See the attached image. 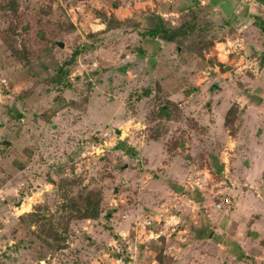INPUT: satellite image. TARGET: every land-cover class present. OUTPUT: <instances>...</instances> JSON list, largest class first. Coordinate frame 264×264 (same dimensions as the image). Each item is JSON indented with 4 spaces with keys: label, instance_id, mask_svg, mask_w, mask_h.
<instances>
[{
    "label": "rangeland",
    "instance_id": "rangeland-1",
    "mask_svg": "<svg viewBox=\"0 0 264 264\" xmlns=\"http://www.w3.org/2000/svg\"><path fill=\"white\" fill-rule=\"evenodd\" d=\"M257 18L264 0H0V264H264ZM160 20L197 29L168 43ZM89 192L100 218L44 242Z\"/></svg>",
    "mask_w": 264,
    "mask_h": 264
},
{
    "label": "trees",
    "instance_id": "trees-1",
    "mask_svg": "<svg viewBox=\"0 0 264 264\" xmlns=\"http://www.w3.org/2000/svg\"><path fill=\"white\" fill-rule=\"evenodd\" d=\"M14 6V5H13ZM115 21L117 24L111 22L109 25L108 22L106 23V31H114L116 29H120L123 24H120V22L117 18H115V15H113ZM160 28H157V26H151L150 30L148 33L149 36L153 37H160L163 40H165L168 43H173L175 41H180L182 39H186L190 33H194L197 29V26H187L186 28L190 27L188 31H186L183 28H180L178 30L171 28L170 30L165 26V23L163 20H160ZM223 24L225 22L223 21ZM222 24V25H223ZM255 25L258 26L262 32L264 33V20L261 18H257L255 21ZM124 26V25H123ZM190 32V33H189ZM61 47V45H60ZM78 55V52H74V56L76 57ZM223 65V64H222ZM63 72V70H61ZM68 72H66L67 74ZM55 82L61 83L62 81V75L59 74L55 79ZM233 114V108H231L225 117V125L231 124L234 119L232 118ZM242 111L239 109L238 116L240 115L241 117ZM159 116H164L165 118H168L170 116L169 108L166 106H162L160 109V114ZM19 118L21 115L18 116ZM239 127V126H238ZM81 202L77 201L75 198L71 199V204H66L64 205V212L65 216L62 217V220L60 218V222L58 224H52L50 223L49 225L44 226V237L43 241L47 242V244L52 243L51 240L57 242L58 239L62 236L61 235V230L66 231L67 233L69 231V223L71 221L77 220V221H86V220H98L101 215V210H100V204H101V196L96 193V192H89L86 197L81 196ZM63 207V206H62ZM68 209V210H67ZM30 215L34 218L33 213H30ZM71 220V221H70ZM38 221V220H37ZM35 221V223L37 222ZM58 250H62L63 246L59 245ZM159 263H161V260L159 258Z\"/></svg>",
    "mask_w": 264,
    "mask_h": 264
},
{
    "label": "built area",
    "instance_id": "built-area-1",
    "mask_svg": "<svg viewBox=\"0 0 264 264\" xmlns=\"http://www.w3.org/2000/svg\"><path fill=\"white\" fill-rule=\"evenodd\" d=\"M4 83H6L5 80H3ZM232 204V200L230 198H225L224 200H222L220 203L216 204V210L217 211H221L223 210L225 207L230 206Z\"/></svg>",
    "mask_w": 264,
    "mask_h": 264
},
{
    "label": "crops",
    "instance_id": "crops-1",
    "mask_svg": "<svg viewBox=\"0 0 264 264\" xmlns=\"http://www.w3.org/2000/svg\"><path fill=\"white\" fill-rule=\"evenodd\" d=\"M133 15H134V14H131L130 17H133ZM136 19H137V18H135V20H136ZM138 19L140 20V22H142V19H143V18H141V19L138 18ZM175 42H176V41H175ZM258 102H259V101H258ZM259 103H260V104H262V103L264 104V98H263V97H262V102H259ZM252 107L254 108V106H251V108H252ZM240 110L242 111V113L245 112L244 109H240ZM241 115H242V114H241ZM263 162H264V160H263ZM251 163H252V162H251Z\"/></svg>",
    "mask_w": 264,
    "mask_h": 264
},
{
    "label": "water",
    "instance_id": "water-1",
    "mask_svg": "<svg viewBox=\"0 0 264 264\" xmlns=\"http://www.w3.org/2000/svg\"><path fill=\"white\" fill-rule=\"evenodd\" d=\"M61 47H64V44L60 43ZM253 99H257L259 102H262V98L259 96H252Z\"/></svg>",
    "mask_w": 264,
    "mask_h": 264
}]
</instances>
